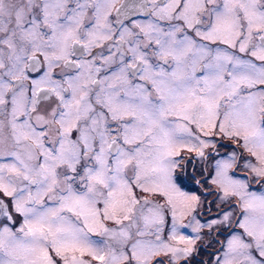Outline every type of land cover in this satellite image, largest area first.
Returning a JSON list of instances; mask_svg holds the SVG:
<instances>
[{
	"label": "snow or ice",
	"instance_id": "obj_1",
	"mask_svg": "<svg viewBox=\"0 0 264 264\" xmlns=\"http://www.w3.org/2000/svg\"><path fill=\"white\" fill-rule=\"evenodd\" d=\"M215 136L248 154L211 178L240 214L201 223L182 152L204 159ZM253 181L264 0H0V264H192L233 226L216 264H264Z\"/></svg>",
	"mask_w": 264,
	"mask_h": 264
},
{
	"label": "flooded vegetation",
	"instance_id": "obj_2",
	"mask_svg": "<svg viewBox=\"0 0 264 264\" xmlns=\"http://www.w3.org/2000/svg\"><path fill=\"white\" fill-rule=\"evenodd\" d=\"M137 19H146L143 15H138L135 17ZM35 75V74H34ZM214 143L216 145L215 149L209 148L205 149V158L200 159L195 156V153H189L188 156H184L185 159L181 161L185 165V169L182 174L185 175L184 181L182 182V190L190 192V194L198 195L200 197L205 198V203L201 208L198 209L200 215L197 217L201 223L208 221L214 217H218L220 215V210H232L235 212L236 216H239L240 209L238 205L235 204V201L230 202L229 204H221L218 199L219 193L215 189V186L209 182L210 177L214 176L215 173V164L219 159L215 155L219 154L218 150L220 147L226 148L231 155V151L233 150L232 143L230 140H222L218 136L214 137ZM223 152V151H221ZM183 153V152H182ZM242 153L239 152L238 156ZM190 161V162H189ZM189 162L190 165L186 166V163ZM209 162L208 167L206 163ZM205 173V175H204ZM230 174H234L238 178H245L247 175L243 170L236 171L235 169L230 171ZM183 179V175L181 180ZM197 181H200L198 184ZM210 187V188H209ZM250 191L258 192L259 194L264 192V184H258L256 182H251ZM6 202H9L11 198H5ZM16 223L13 224L12 221H7L9 226L18 228L20 224L23 222V218L17 215L15 217ZM187 222V221H185ZM5 223V217L0 216V226H3ZM171 223L166 222L165 231L170 230ZM239 229L235 226L233 228H224L219 233H213L212 239L211 237H204L203 242H198L200 244L198 254L195 255V258L192 260V264H216V256L221 253V244L216 243L217 240L223 242L229 238L230 233L234 231H238ZM182 232L185 234H192L191 229H182ZM93 239L96 241H101L105 238L93 235ZM211 240V243L209 241Z\"/></svg>",
	"mask_w": 264,
	"mask_h": 264
},
{
	"label": "rangeland",
	"instance_id": "obj_3",
	"mask_svg": "<svg viewBox=\"0 0 264 264\" xmlns=\"http://www.w3.org/2000/svg\"><path fill=\"white\" fill-rule=\"evenodd\" d=\"M220 139H222V140H226L225 138H221L220 136H218ZM232 146H235V147H232V151H231V154L233 153V152H235V153H237V155L239 154V152H241L244 156H247L248 154L247 153H244L243 152V149L242 148H240L238 145H236V144H233ZM226 148H224V147H220L219 148V150H218V153L219 154H224L223 156H221V155H215L219 160H225V159H228L229 158V156H230V152H228V150H225ZM221 151H223V152H221ZM188 154L189 153H187L186 151L185 152H183L182 153V155L183 156H188ZM238 168H236L235 170L236 171H241V170H243V164H244V161H242V160H239L238 162ZM190 165V163L189 162H187L186 163V166H189ZM208 165H209V162H207L206 163V166L208 167ZM215 170V169H214ZM183 175V179L181 180L182 182L184 181V177H185V175L184 174H182ZM204 175H205V173H204ZM214 176H215V173H214ZM213 176V177H214ZM211 178L212 177H210V179H209V182L211 183ZM182 182H181V186H182ZM210 188V187H209ZM186 192H188V191H186ZM189 194H190V192H188ZM257 194H259L258 192H256ZM197 195V194H196ZM200 199H201V202H202V205L205 203V198L203 197H200ZM167 222L168 223H171V218H170V216H168L167 217Z\"/></svg>",
	"mask_w": 264,
	"mask_h": 264
}]
</instances>
